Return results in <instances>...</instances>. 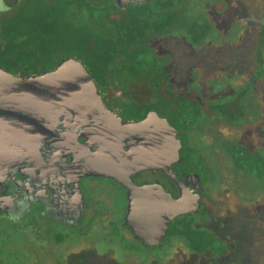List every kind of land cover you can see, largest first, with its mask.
I'll use <instances>...</instances> for the list:
<instances>
[{"label":"flooded vegetation","instance_id":"flooded-vegetation-1","mask_svg":"<svg viewBox=\"0 0 264 264\" xmlns=\"http://www.w3.org/2000/svg\"><path fill=\"white\" fill-rule=\"evenodd\" d=\"M117 2L0 0L1 77L27 82L73 60L98 97L96 113L58 118L47 140L32 135L30 117L0 108V261L65 264L77 252L108 264L114 253L95 246L116 245L140 264H175L228 241L214 223L239 222L250 243L264 226V43L252 70L241 69L247 79L225 89L232 97L208 100L207 74L231 69L240 82L236 63L203 59L238 45L244 30L237 18L228 26V1L211 0L220 31L204 29L189 0ZM210 32L217 42L206 41ZM173 39L194 50L188 75H178ZM149 114L158 120L138 128ZM176 203L184 214L174 216Z\"/></svg>","mask_w":264,"mask_h":264},{"label":"rangeland","instance_id":"rangeland-1","mask_svg":"<svg viewBox=\"0 0 264 264\" xmlns=\"http://www.w3.org/2000/svg\"><path fill=\"white\" fill-rule=\"evenodd\" d=\"M111 0H95L97 3L109 4ZM228 1L227 12L231 15L228 16V26L233 22V18H237L239 21V28L243 29L242 35L239 37L238 45L235 49H213L208 50L205 53L203 59L217 58L218 64L226 65V62L232 61L238 65L240 82L232 83L231 69L223 71L222 73L207 74L209 76L206 79V92L209 98L214 100L216 97L225 100L228 97L231 98L230 92H225V89L229 90L231 86H241V81L247 79V77H241L242 70L251 71L253 68V60L255 55V48L258 44V25L261 23L264 15V0H226ZM188 12L193 14L195 18H201L207 20L208 29L211 31H220L224 29L220 22L215 10L214 3L211 0H189ZM212 32L209 33L211 36ZM214 36H211L213 38ZM176 38V37H174ZM214 42L216 38L212 40H206ZM217 42V41H216ZM167 46L170 49L173 60H178V75L184 76L192 72L190 67V60L194 57L195 53L193 48H189L186 42L183 40L173 39L167 41ZM258 70L260 69L257 67ZM242 69V70H241ZM260 72V71H259ZM194 86L198 89L199 83H195ZM217 92V95L214 93ZM225 96V98H224ZM223 97V98H222ZM216 226L220 236L228 237V241L222 237V241H218L210 245L208 251L205 253L197 254L193 250L189 256L184 259H176L175 264H264V226L255 224L254 239L253 242H248L247 229L240 225L239 222H232L231 225H217ZM233 226V227H231ZM210 227V226H208ZM230 237V238H229ZM221 240V238H220ZM96 250L100 254L105 252H113L116 259H110L108 264H140L142 263V257L140 259L128 258L121 254V250L116 245L103 248L101 246H95ZM130 248V247H128ZM96 253V252H95ZM213 253V254H212ZM122 255V256H121ZM154 254H150L151 258ZM60 254H58V257ZM66 257V256H65ZM62 260L63 258L60 257ZM49 257H42L37 261V264H58V260H51ZM61 260L60 263L63 264ZM0 264H26L23 261H11L2 259ZM65 264H107L97 257L88 254H78L77 252L67 256Z\"/></svg>","mask_w":264,"mask_h":264},{"label":"water","instance_id":"water-1","mask_svg":"<svg viewBox=\"0 0 264 264\" xmlns=\"http://www.w3.org/2000/svg\"><path fill=\"white\" fill-rule=\"evenodd\" d=\"M124 2L118 0L117 5ZM3 77L0 76V108L11 110L8 114L15 117H30L32 135L41 133L46 140L52 137L58 118L77 114L76 111L82 113L83 110H90L96 113L98 110L96 88L79 62L63 61L55 71L27 82ZM99 105L102 108L100 102ZM152 119L158 120L155 115L149 114L136 125L143 129L151 124ZM159 121L158 130L162 133L168 125L164 120ZM38 148L30 146L28 153L35 154ZM181 214H184L182 206L176 203L174 216Z\"/></svg>","mask_w":264,"mask_h":264},{"label":"trees","instance_id":"trees-1","mask_svg":"<svg viewBox=\"0 0 264 264\" xmlns=\"http://www.w3.org/2000/svg\"><path fill=\"white\" fill-rule=\"evenodd\" d=\"M207 24L208 23L204 24L205 25V26H203L204 29H208V25ZM194 28H199V29L201 28L202 29V25L195 24ZM257 29L260 30V36H259L258 44L262 45L264 43V17L262 18L261 23L258 25ZM196 36H198V34H196ZM256 54H257V56L255 57L256 59H258V60H262L263 59L261 48H258ZM94 55H101L99 60H103L104 58H106L104 53L95 52ZM259 71H260L259 72L260 75L264 76V68L262 66L260 67ZM192 242H193V246H194L195 251L199 252V253L202 252V250L204 249V245L206 244L204 242V238L199 237L198 235H196V236H193Z\"/></svg>","mask_w":264,"mask_h":264}]
</instances>
